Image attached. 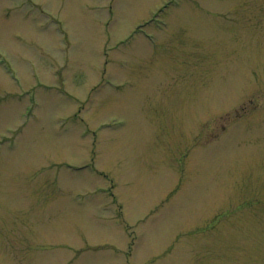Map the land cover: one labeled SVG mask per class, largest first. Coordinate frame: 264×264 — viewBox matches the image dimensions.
<instances>
[{"label":"rangeland","instance_id":"rangeland-1","mask_svg":"<svg viewBox=\"0 0 264 264\" xmlns=\"http://www.w3.org/2000/svg\"><path fill=\"white\" fill-rule=\"evenodd\" d=\"M0 264H264V0H0Z\"/></svg>","mask_w":264,"mask_h":264}]
</instances>
